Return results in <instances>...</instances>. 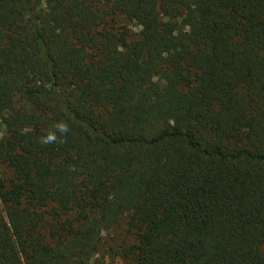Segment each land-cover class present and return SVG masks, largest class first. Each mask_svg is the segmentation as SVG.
<instances>
[{"label": "trees", "instance_id": "obj_1", "mask_svg": "<svg viewBox=\"0 0 264 264\" xmlns=\"http://www.w3.org/2000/svg\"><path fill=\"white\" fill-rule=\"evenodd\" d=\"M0 128V264H264V0H0Z\"/></svg>", "mask_w": 264, "mask_h": 264}, {"label": "rangeland", "instance_id": "obj_2", "mask_svg": "<svg viewBox=\"0 0 264 264\" xmlns=\"http://www.w3.org/2000/svg\"><path fill=\"white\" fill-rule=\"evenodd\" d=\"M121 22L128 25L129 30L136 35L142 30L139 25L131 20H121L119 23ZM1 135H3L2 128H0ZM127 222L128 218L125 217L122 223L105 231L103 241L90 264H126L122 254L133 241V235Z\"/></svg>", "mask_w": 264, "mask_h": 264}, {"label": "clouds", "instance_id": "obj_3", "mask_svg": "<svg viewBox=\"0 0 264 264\" xmlns=\"http://www.w3.org/2000/svg\"><path fill=\"white\" fill-rule=\"evenodd\" d=\"M55 132L47 134L45 137L42 138V144H51L56 143L58 141V136L56 133H60L61 135L66 134L68 132V124L66 122H58L54 125Z\"/></svg>", "mask_w": 264, "mask_h": 264}]
</instances>
